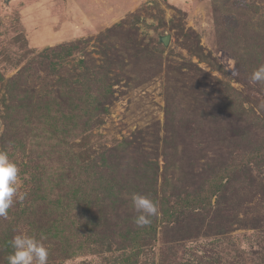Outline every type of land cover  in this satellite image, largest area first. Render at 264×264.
Wrapping results in <instances>:
<instances>
[{
  "label": "rangeland",
  "instance_id": "obj_1",
  "mask_svg": "<svg viewBox=\"0 0 264 264\" xmlns=\"http://www.w3.org/2000/svg\"><path fill=\"white\" fill-rule=\"evenodd\" d=\"M262 64L264 0H0V264H264Z\"/></svg>",
  "mask_w": 264,
  "mask_h": 264
},
{
  "label": "clouds",
  "instance_id": "obj_2",
  "mask_svg": "<svg viewBox=\"0 0 264 264\" xmlns=\"http://www.w3.org/2000/svg\"><path fill=\"white\" fill-rule=\"evenodd\" d=\"M249 84L264 85V64L254 69ZM19 168L10 159L6 149H0V217L7 218L18 194ZM131 208L136 213L133 223L143 228L152 223L159 214L158 204L148 196L132 193ZM12 253L7 256L8 264H48L49 250L34 235L17 234L9 241Z\"/></svg>",
  "mask_w": 264,
  "mask_h": 264
},
{
  "label": "trees",
  "instance_id": "obj_3",
  "mask_svg": "<svg viewBox=\"0 0 264 264\" xmlns=\"http://www.w3.org/2000/svg\"><path fill=\"white\" fill-rule=\"evenodd\" d=\"M38 117H45V116H38ZM75 162V161H74ZM59 166L60 167H58V168H55L56 169V171L58 172V176L59 177H62L63 176V173H65V172H67V170L69 171L68 172V174H67V177H65V180H64V182H68V181H70V180H72V175H71V171H70V168L68 167L67 169L65 168V166L64 165H62V164H59ZM35 180H39L38 178L37 179H35ZM73 181V180H72ZM112 209H114V207H111ZM99 214L101 215V214H103V212L102 211H100L99 210ZM98 218H100V217H98ZM151 225V224H150ZM150 225H148V226H150ZM108 241L110 242V240L109 239H107V240H103V242H105V243H103L105 246L106 245H108V247L110 246V244L111 243H108ZM127 263V262H126Z\"/></svg>",
  "mask_w": 264,
  "mask_h": 264
},
{
  "label": "water",
  "instance_id": "obj_4",
  "mask_svg": "<svg viewBox=\"0 0 264 264\" xmlns=\"http://www.w3.org/2000/svg\"><path fill=\"white\" fill-rule=\"evenodd\" d=\"M162 42L165 46H168L169 45V42H170V37L169 36H166L164 38H162Z\"/></svg>",
  "mask_w": 264,
  "mask_h": 264
}]
</instances>
